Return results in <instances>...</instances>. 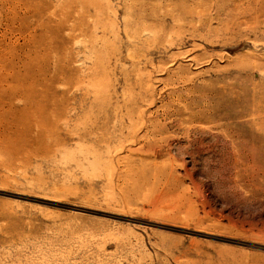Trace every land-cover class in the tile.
<instances>
[{
	"label": "rangeland",
	"instance_id": "1",
	"mask_svg": "<svg viewBox=\"0 0 264 264\" xmlns=\"http://www.w3.org/2000/svg\"><path fill=\"white\" fill-rule=\"evenodd\" d=\"M0 264H264V0H0Z\"/></svg>",
	"mask_w": 264,
	"mask_h": 264
}]
</instances>
